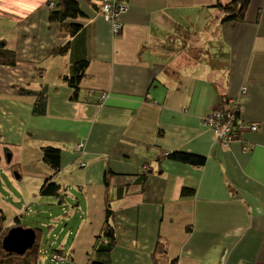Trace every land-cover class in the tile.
Segmentation results:
<instances>
[{
    "label": "crops",
    "instance_id": "crops-1",
    "mask_svg": "<svg viewBox=\"0 0 264 264\" xmlns=\"http://www.w3.org/2000/svg\"><path fill=\"white\" fill-rule=\"evenodd\" d=\"M33 1L0 0V39L16 54L13 66L0 64V134L8 135L1 157L10 153L6 169L33 167L42 184L52 170L39 145L62 150L54 180L66 197L77 190L85 201L72 262L101 258L93 246L110 199L117 234L112 264H264V0L250 1L243 22L226 23L215 5L230 0H129L117 32L92 0H75L84 16L67 39L49 23L48 6L33 10ZM175 41L185 42L177 57ZM65 42L68 52L51 57ZM215 42L229 58L197 72L199 52L207 54ZM80 59L88 65L74 102L73 89L57 75H69ZM44 85L38 96L46 97V111L38 116L35 92ZM102 92V105L89 103ZM223 95L238 107V120L258 126L225 147L202 123L222 108ZM174 150L202 155L206 163L195 168L171 160ZM75 163L81 173L74 181L76 168L67 173ZM183 188L194 195L181 196ZM160 237L167 242L161 251Z\"/></svg>",
    "mask_w": 264,
    "mask_h": 264
},
{
    "label": "trees",
    "instance_id": "trees-1",
    "mask_svg": "<svg viewBox=\"0 0 264 264\" xmlns=\"http://www.w3.org/2000/svg\"><path fill=\"white\" fill-rule=\"evenodd\" d=\"M93 1V5L96 7V9H99L98 5ZM251 0H230L229 2L225 4H216V8L221 12L220 21L221 23L231 22V21H237V22H243L247 8L250 4ZM40 2V5L38 4ZM126 5H129V0H125ZM32 3L34 4V1L32 0ZM50 3H52L53 6H50ZM41 6H48L49 13H48V21L51 24H56L60 28V32H58V37L61 39H67L74 35H77V32L79 31L81 25L77 23L76 21L83 18L84 14L83 11L80 9L77 1L75 0H38L37 4L34 5L33 10L39 9ZM100 12V11H99ZM122 16V15H121ZM120 16V17H121ZM8 18H13L12 16L8 15ZM14 19V18H13ZM18 23H20L21 20H16ZM168 40V39H167ZM169 41V40H168ZM10 42L0 39V64L13 66L16 62V54L15 50L13 49V46L9 44ZM175 44V50H177V53L174 57H177L181 52H183V49H185V42L179 43L174 42ZM209 46V47H208ZM69 49V43L65 42L62 46L53 49L50 53L51 57L55 56H64ZM169 50L173 51V48H168ZM207 54H200L199 61L194 65L196 66L197 72H206L211 71L210 69H215V62L218 60L221 61L222 59H228L229 58V51L227 48L223 47L222 42H215V43H208L207 44ZM168 50V52H169ZM207 55V56H203ZM172 56V55H171ZM172 58V57H171ZM206 58V59H204ZM168 58V62H169ZM88 62L85 59L76 60L72 63L70 74H64L59 73V76L61 80L64 81L65 85L73 89V94L70 96V101H78V92L80 90V83L86 76V68H87ZM228 65H226L227 67ZM40 70V68L38 69ZM39 75L41 76L42 73L40 72ZM45 85L42 90L35 92L36 100L33 105V114L44 115L46 111V97H39L38 95L41 92H44ZM22 90V89H21ZM46 90V88H45ZM24 94H32L34 91L31 89L25 88L22 90V93ZM104 94L103 92L100 93ZM99 95V94H98ZM97 95V97H98ZM105 95V94H104ZM227 96L223 95L222 101L223 106L222 108L225 111H232L234 114L233 123H234V130H237L238 128V118L239 117V111L237 106H233L231 104H228L227 102ZM96 97L93 98L92 102L96 103L97 105H102L105 101L106 97H98L96 100ZM220 108V109H222ZM204 126L209 127L212 132L213 129L207 124H204ZM258 127V126H257ZM239 129V128H238ZM238 132V131H237ZM214 134V132H213ZM215 135V134H214ZM237 138H240V132L236 134ZM82 147V146H81ZM80 148L79 150H81ZM40 150L42 154V160L45 163V165L52 170V175L46 179L43 180L39 193L40 195H46L50 197H55L54 202L57 203L58 207L62 209L67 203V200H69L68 197H66V194L64 193L65 187L61 183H57L56 180H54L55 175L60 171L61 167V155L62 150L54 145H49L48 143L40 144ZM8 153V152H7ZM168 158L177 162H181L187 165H190L195 168H201L206 163V158L202 155L194 154V153H186L182 151H171L168 153ZM84 165V164H82ZM12 171H17L16 166H11L10 168ZM108 175L106 176V183H107V177H110ZM109 186V185H106ZM181 196H191L194 195V189L191 188H183L180 191ZM0 208V264H36L39 256H42L40 254V246L38 244V238L35 239V242L33 244V247L28 249L24 254L18 255L16 253H5L2 250L1 247V241L3 237L7 234L8 230L12 227L21 226L23 228H26L24 225L20 224V222L13 223L12 226L7 227L5 224V216L3 213H1ZM114 210L112 209L110 205V199H107L106 201V211H105V220H104V227L102 230V233L99 235L100 240H97L96 243H94L93 250L97 252V254L101 257L100 259H94L90 263L87 264H112L111 260L109 258V255L111 254L112 249L117 243V234L115 230L114 225ZM15 219L17 221L18 217L16 216ZM166 240L161 239V237L157 240L156 249L161 251V249H166ZM45 253V251H44ZM56 253V254H55ZM62 253V247H59L56 251H53V256L58 257H64L61 255ZM50 254V257L51 255ZM67 262V261H63ZM175 261L172 260L170 264H174ZM74 264V263H73Z\"/></svg>",
    "mask_w": 264,
    "mask_h": 264
},
{
    "label": "rangeland",
    "instance_id": "rangeland-1",
    "mask_svg": "<svg viewBox=\"0 0 264 264\" xmlns=\"http://www.w3.org/2000/svg\"><path fill=\"white\" fill-rule=\"evenodd\" d=\"M42 75L40 77H42ZM57 77H60L59 73ZM58 87L60 88L61 85L59 84ZM97 98L98 97H96V99ZM89 103L93 102L89 101ZM81 104L86 103L81 102ZM1 134L0 143L4 142L6 140L5 138L8 136L5 133ZM37 145H39V142H34L32 147H36ZM49 145L53 144L49 143ZM16 150L18 149L16 148ZM30 152L29 157H32ZM21 153L25 155L23 150ZM2 154L3 152H1L0 148V157ZM6 163V159L1 157L0 208L2 211L1 213L5 216V224L7 227H10L13 223L20 222V224L24 225L26 228L34 230L36 238L39 240L38 244L41 248L40 254L42 255L39 256L36 264H73L71 259L72 252L74 251L75 253L76 251L74 249L77 243L75 239L79 234L80 228L83 229L84 226L82 222L86 219L85 201L81 196V191L73 190L72 192L74 195L71 196V198L67 200V203H64L66 205L60 209L57 203L54 202L55 197L40 195L39 189L41 184L37 182L36 177L32 174L34 171H30L33 170L31 169L33 167L17 164V171L14 170L11 172L9 169L3 167ZM69 167L71 169L67 173L68 176L71 175L74 168H76L73 178L75 181L81 173L79 168H77L78 163ZM27 170H29V172H27ZM16 216L19 221L15 219ZM59 247H62L61 255L64 257L53 256L52 252L56 251ZM3 251L5 252V250ZM50 254H52L51 257ZM91 261L92 259L89 257L85 263L87 264Z\"/></svg>",
    "mask_w": 264,
    "mask_h": 264
},
{
    "label": "built area",
    "instance_id": "built-area-1",
    "mask_svg": "<svg viewBox=\"0 0 264 264\" xmlns=\"http://www.w3.org/2000/svg\"><path fill=\"white\" fill-rule=\"evenodd\" d=\"M94 2L98 5V10L102 16L111 24L112 30L117 32L120 27V16L124 14L128 8L125 0H94ZM102 97H105V95L101 94L100 98ZM233 118L234 114L232 111H225L222 108L205 116L203 119L204 124L212 127L216 139L224 147L237 138V133H241L245 130L252 132L258 130L256 124L246 125V123L241 120H238L239 129L237 128V130H234ZM80 147L81 145H77V149H80Z\"/></svg>",
    "mask_w": 264,
    "mask_h": 264
},
{
    "label": "water",
    "instance_id": "water-1",
    "mask_svg": "<svg viewBox=\"0 0 264 264\" xmlns=\"http://www.w3.org/2000/svg\"><path fill=\"white\" fill-rule=\"evenodd\" d=\"M36 234L31 228L12 227L1 241L2 249L7 253L24 254L33 247Z\"/></svg>",
    "mask_w": 264,
    "mask_h": 264
},
{
    "label": "flooded vegetation",
    "instance_id": "flooded-vegetation-1",
    "mask_svg": "<svg viewBox=\"0 0 264 264\" xmlns=\"http://www.w3.org/2000/svg\"><path fill=\"white\" fill-rule=\"evenodd\" d=\"M6 158H7L6 161H7V162H10V160H11V158H10V154H7V153H6ZM11 166H17V165H13V164H11ZM10 168H11V167H10ZM10 168H9V169H10ZM16 168H17V167H16Z\"/></svg>",
    "mask_w": 264,
    "mask_h": 264
},
{
    "label": "clouds",
    "instance_id": "clouds-1",
    "mask_svg": "<svg viewBox=\"0 0 264 264\" xmlns=\"http://www.w3.org/2000/svg\"><path fill=\"white\" fill-rule=\"evenodd\" d=\"M52 5V3H50V6ZM76 149H77V145H76ZM77 150H79V149H77Z\"/></svg>",
    "mask_w": 264,
    "mask_h": 264
}]
</instances>
